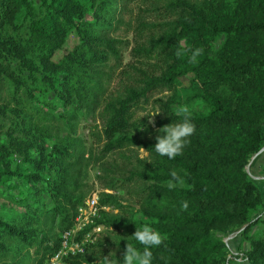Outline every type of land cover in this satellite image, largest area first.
<instances>
[{
  "label": "trees",
  "instance_id": "trees-1",
  "mask_svg": "<svg viewBox=\"0 0 264 264\" xmlns=\"http://www.w3.org/2000/svg\"><path fill=\"white\" fill-rule=\"evenodd\" d=\"M125 1L0 0V183L17 178L30 188L15 200L24 211L0 214V264H46L60 249L89 192L94 153L79 129L101 109L109 113L104 152L129 145L149 156L137 158L127 178L141 186V208L103 192L100 205L119 213L101 209L82 234L103 225L118 232L124 250L127 242L142 249L131 235L149 223L165 237L152 249V264H229L232 250L218 230L245 225L249 235L261 221L252 215L263 205L261 189L246 165L264 147V0H167L165 20L141 22L136 32L139 53L157 59L160 73L111 100L109 63L124 48L111 32ZM196 48L203 53L190 63ZM155 87L175 91L168 123L181 120L174 113L187 105L196 126L175 159L155 152L156 138H138L130 128L132 105ZM15 153L27 168H12ZM173 169L183 183L169 189ZM105 173L104 186L116 188ZM247 238L244 259L264 264V236ZM96 259L86 250L66 261Z\"/></svg>",
  "mask_w": 264,
  "mask_h": 264
},
{
  "label": "rangeland",
  "instance_id": "rangeland-1",
  "mask_svg": "<svg viewBox=\"0 0 264 264\" xmlns=\"http://www.w3.org/2000/svg\"><path fill=\"white\" fill-rule=\"evenodd\" d=\"M166 1L126 0L125 5L121 4L122 7H125V12L120 17L121 20L118 25L117 22L115 23L111 34L115 38L124 41L122 45L124 48H122L120 58L111 59L109 63L113 70V78L109 81L106 94L109 99L119 100L125 97L129 89L140 88L144 85L143 81L146 80V75L160 73V66L162 67V65L157 59L141 56L142 53H139L138 49L140 48L141 40L136 32L141 22L150 26V24L165 20L167 15L164 9ZM116 26L117 28H115ZM174 94L175 91L173 89L155 87L132 105L129 115L132 134L142 139H154L157 135H160L157 130L163 125L169 124L168 120H170L171 111L177 108L176 105L171 106ZM8 100L9 97L7 96V102ZM11 104L9 103L8 105ZM1 106L3 104L0 102ZM103 110L99 111L100 113L95 120L89 119L88 126H86L87 121L85 120L79 129V133L85 136L88 146L94 153V160L88 168V176L85 179V189L89 191L86 198L96 194L100 200L101 193H112L122 198L123 202L129 204L131 208L140 209V193L138 192L141 190V186L136 181L127 178L130 176L129 170L133 168L134 164L140 165L137 158L141 159L142 148L127 145L120 150L104 152L107 140L104 135V127L109 113ZM156 111H160V113L155 116L150 115ZM7 126H9V123L6 124L2 131L6 130ZM1 136L2 133L0 132ZM2 138L4 137L2 136ZM148 156L149 153L144 159H147ZM22 158L20 153H15L11 159L12 168H17L18 166L24 169L27 168L28 164L23 162ZM105 169L108 170L106 173ZM246 169L261 189L263 205L259 211L252 214L254 218H260L261 221L251 228L249 235L242 234L245 225L218 230L232 250V254L229 256L231 259L229 264H248V261L244 259V253L250 247V241L247 236H264V147L250 158ZM104 173L108 177L106 181H110L106 184L112 182L116 188H106L104 186V179H102ZM6 178L0 183V214L12 215V211H24L25 209L18 206L15 200L29 193V186L17 178ZM47 201H49L48 198ZM106 210L116 214L119 213V209L115 207L108 206ZM125 215L128 216L129 213H125ZM117 233L116 231L113 232L111 228H104L101 233L97 234L95 243L91 244L87 249V254L96 252L97 259H102L104 255L114 251V258L121 260L122 264L125 250L120 243L117 245L114 241H119L116 238ZM95 261L93 264H95Z\"/></svg>",
  "mask_w": 264,
  "mask_h": 264
},
{
  "label": "clouds",
  "instance_id": "clouds-1",
  "mask_svg": "<svg viewBox=\"0 0 264 264\" xmlns=\"http://www.w3.org/2000/svg\"><path fill=\"white\" fill-rule=\"evenodd\" d=\"M179 43V47L175 51L177 57H182L187 54L182 43ZM191 55L189 57L190 63H197L198 57L202 55L203 49L196 48L190 50ZM160 111L151 113V116L158 115ZM176 116L182 117L178 122H172L165 124L160 127L157 131L160 135L156 136V143L154 145L155 152L160 156H167L169 159H175L177 156L183 154V149L190 143L188 139L191 137L196 126L191 120L192 113L187 105L179 107L175 113ZM149 116V115H146ZM135 131V130H134ZM147 155L146 149L142 147L141 149V159H144ZM151 162V160H148ZM171 179L167 181V187L173 189L177 187L178 184H182L183 180L178 175L175 169L170 173ZM182 208L187 210L188 202H182ZM114 231V229L112 228ZM131 238L138 242L139 245H143V248L137 247L135 244L127 242L122 264H152L153 261V251L154 247H159L163 242L165 237L149 223H145L142 226H137V230L131 235ZM114 240V239H113ZM119 245L120 241H116ZM116 256V253H115ZM95 264H121V260L114 258V251L110 252L108 255H104L102 259L98 258Z\"/></svg>",
  "mask_w": 264,
  "mask_h": 264
},
{
  "label": "built area",
  "instance_id": "built-area-1",
  "mask_svg": "<svg viewBox=\"0 0 264 264\" xmlns=\"http://www.w3.org/2000/svg\"><path fill=\"white\" fill-rule=\"evenodd\" d=\"M101 209H107V206L100 205L99 197L96 194L88 196L77 208L74 225L63 230L60 249L46 264H70L66 261L68 256L85 253L87 248L95 243L97 234L101 233L105 226L96 225L92 230L83 234L82 231L95 222Z\"/></svg>",
  "mask_w": 264,
  "mask_h": 264
}]
</instances>
